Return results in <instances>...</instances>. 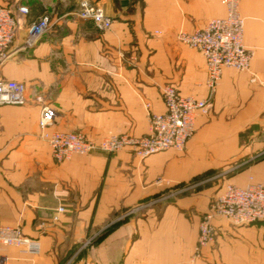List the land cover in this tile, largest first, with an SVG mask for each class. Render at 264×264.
I'll list each match as a JSON object with an SVG mask.
<instances>
[{
    "label": "crops",
    "instance_id": "crops-1",
    "mask_svg": "<svg viewBox=\"0 0 264 264\" xmlns=\"http://www.w3.org/2000/svg\"><path fill=\"white\" fill-rule=\"evenodd\" d=\"M79 1L0 0L26 6L29 21L53 20L31 49L20 48L19 29L1 70L24 83L26 100L0 107V226L20 227L40 251L0 244V264H264V222L222 217L212 220L214 242L192 258L200 218L223 186L200 177L242 167L231 182L264 184V85L250 81L252 72L264 78V0H239L250 71L223 69L181 151L139 159L96 150L57 163L40 136L43 105L55 110L49 130L96 141L145 135L148 112L164 111L163 85L206 95L204 59L177 35L225 14L221 0H89L112 18L99 32L74 14ZM244 157L259 158L231 167Z\"/></svg>",
    "mask_w": 264,
    "mask_h": 264
},
{
    "label": "built area",
    "instance_id": "built-area-1",
    "mask_svg": "<svg viewBox=\"0 0 264 264\" xmlns=\"http://www.w3.org/2000/svg\"><path fill=\"white\" fill-rule=\"evenodd\" d=\"M221 1L225 6L223 16L209 19L202 28L192 32L183 31L177 35L181 43L196 49L204 59L206 95L203 98L183 95L173 84L167 83L160 90L164 111L148 112L149 127L145 135L113 134L98 141L83 133L49 130L55 118V110L43 105L38 126L52 159L60 163L75 154L86 155L96 150L108 154L128 150L139 159L169 149L181 151L194 133L196 117L208 114L223 69L250 71L252 52L243 43V19L239 11V0ZM74 14L80 19L92 21L99 32L108 30L112 23V18L102 7L89 0H80ZM27 15L28 8L24 5L15 6L14 11L10 6L0 5V107L22 105L26 100L24 83L7 79L1 72L9 59L10 48L18 30H25L20 48L27 50L36 45L53 22L48 14L30 21ZM250 81L264 85V78L255 72L251 73ZM145 106L148 108L147 103ZM154 201L157 199L152 200ZM63 210V207H58L53 219L56 220L57 213ZM215 217L225 218L234 225L264 222V184L251 179L243 186L233 182L223 184L200 218L193 259L200 256L203 247L214 242L212 220ZM0 244L18 247L25 253L37 254L40 251L39 241L24 235L20 227L14 225L0 226Z\"/></svg>",
    "mask_w": 264,
    "mask_h": 264
},
{
    "label": "rangeland",
    "instance_id": "rangeland-1",
    "mask_svg": "<svg viewBox=\"0 0 264 264\" xmlns=\"http://www.w3.org/2000/svg\"><path fill=\"white\" fill-rule=\"evenodd\" d=\"M0 4L5 5V3L1 2ZM9 6V5H7ZM14 7V6H13ZM254 154V153H253ZM249 157V156H248ZM256 158L259 157H253L252 159L245 158L244 159H238L237 161L231 163V167L234 166L236 163H240L241 161H246L245 164H249L253 162L252 160H256ZM237 164V165H238ZM224 168V167H223ZM222 167L211 170L209 173H206L202 175L200 178L201 179H208L209 184L215 186V187H221L224 183L231 182L230 180L234 177V174L236 173V170L238 171L242 167H237L236 169H230L228 172H224Z\"/></svg>",
    "mask_w": 264,
    "mask_h": 264
},
{
    "label": "water",
    "instance_id": "water-1",
    "mask_svg": "<svg viewBox=\"0 0 264 264\" xmlns=\"http://www.w3.org/2000/svg\"><path fill=\"white\" fill-rule=\"evenodd\" d=\"M10 9H11L12 11H14V7H13V6H10Z\"/></svg>",
    "mask_w": 264,
    "mask_h": 264
},
{
    "label": "trees",
    "instance_id": "trees-1",
    "mask_svg": "<svg viewBox=\"0 0 264 264\" xmlns=\"http://www.w3.org/2000/svg\"><path fill=\"white\" fill-rule=\"evenodd\" d=\"M29 18V10H28V15H27V19Z\"/></svg>",
    "mask_w": 264,
    "mask_h": 264
}]
</instances>
